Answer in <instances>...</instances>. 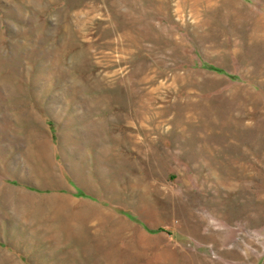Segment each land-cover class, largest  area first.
I'll return each instance as SVG.
<instances>
[{
    "label": "rangeland",
    "instance_id": "obj_1",
    "mask_svg": "<svg viewBox=\"0 0 264 264\" xmlns=\"http://www.w3.org/2000/svg\"><path fill=\"white\" fill-rule=\"evenodd\" d=\"M0 264H264V0H0Z\"/></svg>",
    "mask_w": 264,
    "mask_h": 264
}]
</instances>
